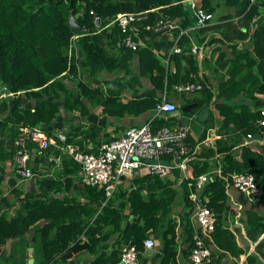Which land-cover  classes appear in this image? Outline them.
<instances>
[{
  "label": "trees",
  "instance_id": "trees-1",
  "mask_svg": "<svg viewBox=\"0 0 264 264\" xmlns=\"http://www.w3.org/2000/svg\"><path fill=\"white\" fill-rule=\"evenodd\" d=\"M200 2L201 7L213 11V0ZM128 11H146L145 16L135 24L141 31H144L146 25L151 26L159 16L177 19L180 26H186L189 19L182 0H0V90L5 86L6 90L13 92L12 96L0 98V124L9 123L8 135L11 139L19 125L40 124L49 133L47 125L57 119L56 112L60 109L72 112L80 106L81 112L86 113L83 95L90 100L97 99L102 110L112 115H121L124 112L139 113L146 108L151 110L154 108L159 99L144 98L120 102L117 95L112 92L103 95L101 87L96 84L95 76L98 71L121 64L109 55L107 45L113 43L129 49L119 42L123 35L119 25L116 22L111 23L117 13ZM243 11L242 17L245 20L243 24L247 31L240 32L239 35L243 39L250 37L252 49L234 53L230 59V76L220 81L218 86L222 96L218 94L219 96L212 102L224 120L231 122L235 130L246 134L255 132L256 120L263 115L258 109L259 106L251 110L244 102L239 103L237 109V104L232 98L239 91L245 90L252 98L261 97V101H264V0L248 2ZM71 14L78 19L82 26L81 30H72L69 23ZM96 19L99 21L98 25L95 23ZM255 22L257 25L253 26ZM149 30L152 28L148 27ZM147 54L150 64L147 66L142 62L140 65L143 72L149 68L156 87L162 85L164 78L166 84H172L177 80L178 74H165L163 66L150 56L147 48L140 49L139 57H146ZM79 59L82 61V68L92 80L90 84L82 79L73 81V77L78 73ZM241 59H245V62L242 63ZM190 61L191 67L184 76V82L195 81L191 73L197 72V66L193 65L191 59ZM254 64L257 66V74L249 69ZM245 65L247 71L236 77L235 75ZM153 68L157 70L154 75ZM246 81H249L248 86L245 85ZM199 82L201 88L198 90L207 93V99L211 102L213 92L205 81ZM160 117L153 118L152 124L155 123L152 125L153 128L163 124L158 121ZM75 130L81 129L76 125ZM67 134L68 140L73 141L72 135ZM95 134L97 131L91 128L84 136L92 137ZM29 148L32 151L36 146L30 143ZM14 150L15 147L12 146V154ZM85 150L88 151L87 148ZM217 151L223 153L219 170L211 172V177L205 183L198 199L216 212L215 224L209 233L217 249L211 250V257L221 256L219 252L226 250L233 258L230 264H236L239 255L245 253L246 248L231 238L224 222L226 187L230 183V173L243 171L252 173L262 191L261 197H264V153L248 144H242L238 152L233 150L231 144L220 146L217 143L214 146L203 147L198 154L187 159L192 167V177L181 175L180 167L177 166L172 170L173 178L162 179L151 174L133 178V186L130 189L121 188L122 194H128L126 199L130 201L129 213L133 214L124 226H121V221L129 213L123 210L125 198L121 190L118 195L106 198L103 188L85 184L87 192L85 201H80L76 197L60 199L47 197L46 193L32 195L26 192L19 198V203L24 204L26 211H18L11 216H7L2 209L3 205L9 203L0 193V255L6 252L4 246L9 238L22 236L31 229L36 220L44 217L48 220L39 227H34L33 237V242L38 241V248L42 251L40 258L42 264L61 262L63 264L62 260L66 257L81 249H93L99 241L108 238L114 231L119 233L117 241L124 240L126 244H134L137 254L140 255L148 248L143 244L148 229L158 230L163 234L162 264H178L177 250L174 248L175 222L173 218H168L166 224L163 222L169 215L177 194L174 185L181 182L180 188L183 190L185 205H192L194 201L189 193L195 190L197 176L207 171L208 158H215L214 154ZM34 160L36 161L37 157H34ZM62 162L65 171L80 168L79 163L71 157H64ZM51 180L48 179V189L51 188ZM189 181L191 185H188ZM66 183L70 182L66 180ZM143 189L146 191V198L142 195ZM15 193L20 194L18 190ZM116 198L118 201L114 203ZM103 201L105 202L101 205ZM247 220L255 229V235L264 231V216L249 211ZM103 224L112 225L111 230L101 233ZM169 230L172 234L167 237ZM83 232L87 235L88 242L81 240L80 234ZM193 234L191 231L190 242L187 248L182 250L187 258L194 244ZM28 244L26 242L25 245ZM8 257L10 264H26L25 259H17L13 251ZM213 261L212 257L211 263H214ZM84 264L110 263L102 252ZM244 264H264V237L255 244L252 252L246 253Z\"/></svg>",
  "mask_w": 264,
  "mask_h": 264
},
{
  "label": "crops",
  "instance_id": "crops-1",
  "mask_svg": "<svg viewBox=\"0 0 264 264\" xmlns=\"http://www.w3.org/2000/svg\"><path fill=\"white\" fill-rule=\"evenodd\" d=\"M248 2L252 3L253 0H237V2L213 0V19L201 26L195 25V18L187 10L190 20L188 19L186 26L190 28L182 34V38L181 35L176 40V43L181 47L180 50H171L174 36L178 33V29H174L171 34L164 31H155L154 29L148 31L146 27L144 31L137 29V38L141 44L135 49L129 47L126 50L124 47H118L117 44H108L109 55L120 61L121 64L110 69L104 68L98 71L95 76L97 86L101 87L103 95L108 92L116 94L120 102L144 98L160 99L163 96L173 101L177 106L174 114L156 117H160L158 121L161 122L159 123L167 125H189L187 139L190 142L191 148L194 146L195 148H193V152L189 154L187 159L198 154L203 147L214 146L217 143L220 146L231 144L235 152L239 151L242 144H248L253 149H258L264 153V127L257 126L255 132H252L253 137L247 138L245 133H242L238 129L235 130L231 122L224 120L215 107L214 102H212L219 96L218 94L221 95L218 88L220 81L230 76V59L234 56V53L236 51L242 52L245 49H252L253 45L250 42V37L247 36L243 39L239 35L240 32L244 33L247 31V27L243 24L245 20L242 16L244 14L243 9ZM191 3H194V5L191 4L193 9L201 4L200 0H191ZM180 19L182 18L180 17ZM253 20H255V17H253ZM256 25L257 23L255 22L253 26ZM193 45H197L196 52L191 49ZM144 47L150 52V56L157 59L159 64L163 66L165 74H178L176 81L172 82V84H166V78H164L162 85L156 87L155 81L151 78L149 68L148 71L143 72L142 65H140L142 62L146 65L150 64L148 54L146 57H139L140 49ZM190 59L193 65L197 66V72L191 73V76L195 81H205L213 92L211 102L207 99V93L203 91L201 92L198 89L186 91L178 87L179 84L185 81L184 76L191 67ZM241 61L244 63L245 59H241ZM81 63L80 59L77 60L78 73L76 77H73V81L76 82L77 79H82L90 84L92 80L90 76H87ZM246 67V65L243 66L242 70L235 76L237 77L245 73L247 71ZM249 69L254 74H257L256 64L252 65ZM156 71V68H153L152 74L154 75ZM248 84L249 81H246L245 85L248 86ZM94 86L96 85L94 84ZM82 99L86 105V113L81 112L80 106H77L72 112H65L63 109H60L63 121L61 128L72 135L74 140H70L71 142L80 145L84 150L85 148L90 149V151H96L102 142L121 134L128 125L142 123L151 115V111L153 110L146 108L139 113L124 112L121 115H112L102 110V106L98 103L97 99L93 98V100H90L84 95ZM232 100L237 104V109H239L238 104L241 102L246 103L251 110L256 109L264 103V101H261V97L252 98L245 90L239 91ZM191 102L198 103L197 106L193 107L192 111H177V108ZM203 108H206V110L200 115ZM76 125L80 127V131L75 130ZM152 125H155V123L153 122ZM8 126L9 123L5 125L0 124V193L1 196L7 198L9 203L2 207L7 216L14 215L18 211H26L24 204L19 203V198L26 192L32 195L46 193L47 197H58L60 199L63 197H76L80 201L86 200L87 192L84 187L85 184L79 178L80 168L74 171H65L63 167L62 159L64 157H71L68 154L64 153L61 155L60 165L52 166L51 164H45L43 171H38L37 167L34 166L35 160L32 154L29 158V165L38 174L29 178H21L12 167L11 149L13 145L8 135ZM91 128H94L97 134L92 137L90 135L84 136ZM209 129L210 132L208 131ZM208 133L211 134L213 141L212 144L206 145L201 140ZM214 155L216 156L215 158H208L209 167L207 171L202 173L209 170L214 172L216 169H219L223 153L217 151ZM237 157L239 158L240 156L237 155ZM164 158L175 162V157L172 155L170 157L166 155ZM187 159L185 167L180 168V173L181 175L190 176L192 175V167L187 162ZM68 167L70 168V166ZM173 177L174 173L172 172L166 178ZM48 179H52L50 182L51 188L49 189L47 188ZM66 180L70 183L67 184ZM180 183L177 182V185H174L177 194L174 197L171 211L166 219L164 218L163 222L166 224L165 222L168 218H173L175 222L174 230L176 235L174 237V248L177 250L176 257L178 264H192L182 252L190 242L189 234L191 231L194 234L201 235L210 250H216L217 248L209 233L210 231L204 230L196 219L194 204L185 205ZM131 186H133L132 179L123 178L121 183L114 189L112 196L118 195L119 190H121L122 194V187L130 189ZM17 190L20 194L15 193ZM141 192L143 197L146 198V191L143 189ZM226 193L227 201L224 222L227 225L231 238L237 244L246 248V252L239 255L236 263L244 264L246 253L252 252L255 244L264 237V231L255 235V229L252 225L248 224L247 220L249 211L264 216V197H250L234 186H228ZM122 195L125 198L123 210L125 213H129L130 201L126 199L128 194ZM117 201V198L114 199V203ZM132 217V213L125 216L121 221V226H124L126 221ZM47 220V218L41 217L22 236L9 238L4 246L6 252L0 255V264L11 263L8 255L12 251L18 257L17 259H25L26 264L30 256L32 257L31 264H42L40 261L42 251L38 248V241L33 242L35 235L34 227H39V225ZM111 228L112 225L103 224L100 232L109 231ZM145 233L146 236L153 238L154 245L146 248L142 254L138 255L139 264H162L161 258L163 252L161 246L163 234L158 230L154 231L152 229H148ZM171 234V230H169L166 236L170 237ZM97 235L99 234L97 233ZM253 235L255 236L253 237ZM80 237L82 241L88 242L87 235L84 232L80 234ZM118 237L119 233L114 231L108 238L99 241L93 249H81L73 255L66 257L62 260L63 264H84L102 252L110 264H115L119 258L121 246L126 244L124 240L117 241ZM26 242L29 243L27 246L25 245ZM28 247H31V253L28 252ZM219 254L221 256H212L214 263L210 262V264H230L233 260L230 253L226 250L220 251ZM59 261L61 262L60 258ZM58 264H62V262Z\"/></svg>",
  "mask_w": 264,
  "mask_h": 264
},
{
  "label": "built area",
  "instance_id": "built-area-1",
  "mask_svg": "<svg viewBox=\"0 0 264 264\" xmlns=\"http://www.w3.org/2000/svg\"><path fill=\"white\" fill-rule=\"evenodd\" d=\"M191 4L194 5V3ZM145 12H119L111 20V23L116 22L123 32L119 42L124 46L135 49L141 44L137 38L135 24L145 16ZM194 13L197 16L195 19L196 26L204 25L212 20L214 15L213 11H208L200 5L195 7ZM146 27H151L155 31L168 32L169 34L174 29H178L171 47V50L174 51L181 49L176 40L190 28L189 26L180 27L177 19L163 16H159L151 26L146 25ZM191 49L196 52L197 45H193ZM178 87L186 91H195L201 88V83L199 81L184 82L179 84ZM7 95L12 96L13 92L2 86L0 98ZM176 107L173 101L166 99L165 96L161 97L146 120L137 125H128L121 134L102 142L96 151L84 150L80 145L69 141L67 132L62 128L52 129L48 133L40 124L19 125L11 139L12 145L15 147L12 154V167L21 178L33 177L38 172L29 165V158L32 154L37 157L34 166L37 167L38 171H43L45 164L60 165L61 155L65 153L79 163L81 182L103 188L106 198L112 196L114 189L121 183L123 178L133 179L145 174L166 178L170 176L174 167H185L187 157L195 148V146L191 148L187 139L188 124H162L152 127L153 118L174 114ZM258 109L263 116L256 120V124L263 127L264 105L259 106ZM163 111L166 113L163 114ZM208 131L210 132V129ZM246 137L252 138V133L247 132ZM212 141L210 133L201 140L206 145L212 144ZM30 143L36 146L32 151L29 148ZM174 154L180 158L177 164L169 159L167 163L162 161L166 155L174 156ZM152 159H156V161L152 162ZM183 176L192 177V175ZM210 177L211 170L200 173L197 176L195 190L189 193L190 198L194 201L196 219L200 226L207 231L214 227L216 212L199 201L196 197V190L204 180H208ZM188 185H191L190 181ZM228 186H234L250 197H261L262 195L255 176L247 171L230 173V183L226 188ZM193 239L194 244L188 253L190 262L192 264H210L212 259L211 250L204 238L199 234H194ZM143 244L152 247L154 240L152 237L146 236L143 238ZM115 264H139L136 246L134 244L122 245L119 258Z\"/></svg>",
  "mask_w": 264,
  "mask_h": 264
},
{
  "label": "water",
  "instance_id": "water-1",
  "mask_svg": "<svg viewBox=\"0 0 264 264\" xmlns=\"http://www.w3.org/2000/svg\"><path fill=\"white\" fill-rule=\"evenodd\" d=\"M182 2H183V4H184L185 8H186V9L192 14V16L196 19L197 16H196V14L194 13V9H193V7H192V5H191V0H182ZM69 23H70V26H71L72 30L77 31V30H81V29H82V26L80 25L78 19H77L75 16H73V14H71V15L69 16ZM95 23H96V25H98V24H99V21L96 19ZM197 104H198L197 102H191V103H188V104H186V105H184V106H181V107L177 108V111H179V110H181V111H192L193 107H194V106H197ZM205 110H206V108H203V109L201 110L200 115L203 114V112H204ZM162 113L165 114L166 112L163 111ZM56 115H57V119H56L55 121H53L51 124H48V125H47V129H48V130H52L53 128H61V127L63 126V121H62V116H61V114H60V111H57V112H56ZM174 157H175V158H174L175 162L178 163V162H179V159H180L179 156L174 154ZM151 161H152V162H155L156 159H152ZM162 161H164V162H166V163L169 162L168 159H162ZM207 181H208V180H204V182L201 183V185L199 186L198 190L196 191V197H199V196H200V194H201V192H202V190H203V187H204V185H205V183H206ZM28 252L31 253V247H28ZM31 263H32V257L30 256V257L28 258V260H27V264H31Z\"/></svg>",
  "mask_w": 264,
  "mask_h": 264
}]
</instances>
